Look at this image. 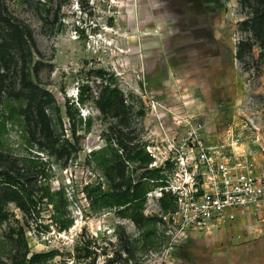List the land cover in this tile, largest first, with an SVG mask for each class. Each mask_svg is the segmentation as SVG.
I'll use <instances>...</instances> for the list:
<instances>
[{
    "label": "rangeland",
    "instance_id": "1",
    "mask_svg": "<svg viewBox=\"0 0 264 264\" xmlns=\"http://www.w3.org/2000/svg\"><path fill=\"white\" fill-rule=\"evenodd\" d=\"M249 1L0 0V12L30 27L36 42L34 61L43 62L35 81L54 94L62 109L61 119L47 109L55 147L36 125L8 123L0 168L12 166L24 178L50 184L54 190L64 187L74 217L67 231L51 225L43 232L39 224H51L50 210L42 211L36 223L28 216L22 196L5 186L0 200L8 214L0 227V264H264V205L226 224L213 222L208 228L193 229L166 219L168 213L155 198L146 205L145 214L161 221L150 231L120 216L117 209L93 211L83 192L89 183L107 187L101 160L122 154V142L152 144L156 152L157 146L168 148L167 141H158L161 130L155 118L166 103L162 94H156L158 86L146 65V58H151L148 52L158 50L174 52L175 57L182 54L175 59V71H188L192 80L191 84H185L189 78L182 80L186 85L182 89L176 86L178 92L190 88L189 103L183 102L182 94L177 102L195 114L188 116L202 124L204 139L214 144L235 141L238 150L255 159L264 177V20L254 29L245 23L253 17L252 6L263 7L264 1ZM3 28L1 24L0 42H12L2 40ZM156 42L161 49L156 50ZM163 42L169 44L165 47ZM15 55L17 64L0 90L1 116L4 103L12 101L11 87L21 88L19 73L14 72L21 62ZM152 59L163 71L161 61ZM101 70L124 94L126 108L120 113H103L97 105ZM83 84L90 86L89 97L80 103ZM67 99L74 102L76 135L66 113ZM181 119V124L173 119L165 124L178 130L171 138L175 144L188 129ZM103 149L98 155L92 153ZM136 165L127 163V170ZM52 251L56 255L47 263L30 260L34 254Z\"/></svg>",
    "mask_w": 264,
    "mask_h": 264
},
{
    "label": "trees",
    "instance_id": "2",
    "mask_svg": "<svg viewBox=\"0 0 264 264\" xmlns=\"http://www.w3.org/2000/svg\"><path fill=\"white\" fill-rule=\"evenodd\" d=\"M250 2L249 0H241ZM261 4L264 0H256ZM253 17L245 23H250L252 29L256 25L263 23L264 16L262 15L263 7L252 6ZM0 23L6 29L2 33V40L9 38L12 42H0V90L3 89L6 80L10 76L12 66L17 64L15 52L18 54L21 62L20 70L14 72L19 73L21 88L19 90H11L8 97L12 101L7 100L4 108V113L0 114V148L3 145L2 137L8 132V123H20L25 121L27 124L36 125L39 127L47 142L53 143L55 147L56 139L51 126V118L47 113V109L52 108L53 111L61 119V106L58 105L54 94L40 86L37 79L39 70L43 65L41 60H35L33 56V48L36 47V42L33 33L27 25L19 22L13 16L6 12H0ZM0 24V27H1ZM3 28V29H4ZM14 50V51H13ZM35 75V78L32 75ZM99 76L103 80V85L100 97L97 100V105L103 113H120L125 110L124 94L115 84L114 80L106 79L107 73L103 70L99 71ZM90 86L83 84L80 87L78 101L84 103L87 95L86 91ZM66 113L72 118V133L76 135V120L73 111L74 102L67 99ZM143 113V112H141ZM60 122H62L60 120ZM91 128L88 125L87 130ZM122 154L117 152L116 157L112 160H101L102 173L106 179L107 187L104 188L103 183H89L83 192L89 203V207L93 211L103 209H117L118 214L124 218L132 219L140 228H149L150 231L157 228L161 219L158 216H148L145 214L148 192L151 190L165 186L166 175L161 167L150 168L152 155L147 152L142 144H134L129 146L122 142ZM109 148H106L107 152ZM101 151L92 152L93 155L103 153ZM135 162L136 166H132L127 170V163ZM129 165V164H128ZM20 171H15L12 166L8 169L0 168V198L2 190L5 186L13 188L24 199L28 209V216L36 223H40L42 211L50 210L51 224L40 223L43 232L50 231L51 225L55 226L59 232L67 231L74 225V217L71 214V201L64 187L53 189L50 184L40 185L38 182H33V178L23 177ZM117 177L121 180L117 182ZM160 207L164 213L174 211L176 208L175 197L167 192H164L160 198ZM1 207L0 200V227L7 219L8 212ZM44 227V228H43ZM149 231V232H150ZM148 232V234H149ZM79 247V244L77 245ZM56 255L55 251L34 254L30 260L47 263Z\"/></svg>",
    "mask_w": 264,
    "mask_h": 264
},
{
    "label": "built area",
    "instance_id": "3",
    "mask_svg": "<svg viewBox=\"0 0 264 264\" xmlns=\"http://www.w3.org/2000/svg\"><path fill=\"white\" fill-rule=\"evenodd\" d=\"M152 109L157 110L155 103ZM172 115L177 124L182 123L181 117ZM155 118L161 130L158 141H167L169 146L165 150L157 146L158 152L152 144L145 148L153 157L149 167L163 168L166 184L148 192L146 205L160 200L164 192L172 194L176 208L167 212L166 219L193 229L208 228L213 222L226 224L264 205V177L255 159L238 150L235 141L207 142L202 124L186 117L188 129L175 144L171 138L178 130L165 127L162 113L156 112Z\"/></svg>",
    "mask_w": 264,
    "mask_h": 264
},
{
    "label": "crops",
    "instance_id": "4",
    "mask_svg": "<svg viewBox=\"0 0 264 264\" xmlns=\"http://www.w3.org/2000/svg\"><path fill=\"white\" fill-rule=\"evenodd\" d=\"M155 31V30H154ZM153 33V32H150ZM148 33V34H150ZM165 47L166 44H169L167 42H163ZM156 45H159L156 47V50L161 49L160 46V42H156ZM173 48V47H171ZM164 50V49H163ZM154 52V51H153ZM149 54H147V57H151V58H146V65H147V70L149 71V74L152 75V77L154 76V80L153 82L157 84V90H156V94H162V98L163 102H165L166 104L164 105V111H162L161 113L164 115V119L166 121H171L172 117L171 114H174L176 117H181L179 116V114H186V115H182V117L186 118L189 117L191 115L195 116V114L191 113V110H187L186 109V105L187 103H189V99L188 97H186V95H188V92L190 91L189 89H186L184 92H178V90H180L178 87H176L177 85H181V89L183 86L186 87V85H184V82L182 80H186L189 78L190 81H188L185 84H191V75L189 73H186L184 71H182L181 73H177V71H175V59H178L179 57H181V55L176 54L174 52H169V53H164L162 54V50L161 51H156L155 54H153L152 52L150 53V51L148 52ZM152 57H156L158 60L161 61V65L164 67L163 71H159L157 65L153 63V59ZM182 58V57H181ZM158 70V71H157ZM180 74V75H178ZM202 81H205L204 79H201ZM182 81V82H180ZM201 81V82H202ZM206 83V82H205ZM182 94V96H185V101H183L184 103H180L177 102L179 101V95ZM175 103H180V104H175ZM187 107H189L187 105ZM160 108V107H159ZM161 109V108H160ZM189 111V112H187ZM197 111V110H195ZM195 111H192L195 113ZM189 114V116H188ZM181 117V118H182Z\"/></svg>",
    "mask_w": 264,
    "mask_h": 264
}]
</instances>
